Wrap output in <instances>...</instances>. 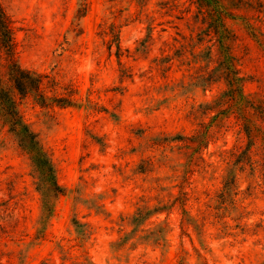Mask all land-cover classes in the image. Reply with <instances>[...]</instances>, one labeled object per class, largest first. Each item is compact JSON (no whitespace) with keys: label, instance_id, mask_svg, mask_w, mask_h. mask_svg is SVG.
<instances>
[{"label":"rangeland","instance_id":"1","mask_svg":"<svg viewBox=\"0 0 264 264\" xmlns=\"http://www.w3.org/2000/svg\"><path fill=\"white\" fill-rule=\"evenodd\" d=\"M0 2L20 66L55 78L76 101H21L64 189L39 239L29 161L0 136V264H264L263 171H236L223 192L220 153L245 143L234 121L212 130L189 169L176 139L209 123L200 107L224 89L204 82L215 48L195 0ZM226 25L238 36L245 93H264L263 46L239 22ZM139 211L147 215L135 224Z\"/></svg>","mask_w":264,"mask_h":264},{"label":"trees","instance_id":"2","mask_svg":"<svg viewBox=\"0 0 264 264\" xmlns=\"http://www.w3.org/2000/svg\"><path fill=\"white\" fill-rule=\"evenodd\" d=\"M256 1L262 10L254 14L253 5ZM195 2L199 17L206 26L205 35L214 40L215 48V67L207 74L204 82L205 85L223 82L224 89L210 103L200 107L203 114H213L209 123L200 124L199 129L191 136H177L176 139L181 143L179 149L186 156V168L189 169L196 158L201 159L202 150L214 136L212 130L220 128L228 120L234 121L238 134L243 136L245 143L220 153L228 166L223 181V192L227 194L234 190L236 171L245 167H258L264 173V93H245L247 80L241 75L235 56L238 36L226 25V21L239 22L247 34L264 48V3L260 0ZM110 27V34H113V24ZM105 33L104 30L103 34ZM116 41L119 56L118 37ZM207 53L210 58L211 52ZM29 96L42 108H64L76 104L72 94L66 92L55 78L20 66L16 58L12 21L0 2V136L11 139L29 161L35 188L41 200L40 227L36 236L39 239L53 216L55 204L64 194V189L57 181L51 153L23 118L21 101ZM182 211L185 213L184 209ZM146 215L139 211L133 222L140 224Z\"/></svg>","mask_w":264,"mask_h":264}]
</instances>
